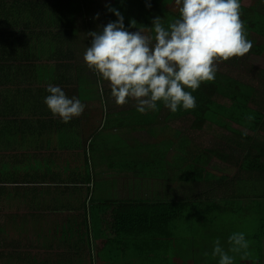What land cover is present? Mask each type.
Masks as SVG:
<instances>
[{"label": "crops", "instance_id": "1", "mask_svg": "<svg viewBox=\"0 0 264 264\" xmlns=\"http://www.w3.org/2000/svg\"><path fill=\"white\" fill-rule=\"evenodd\" d=\"M67 1L75 7L72 38L56 22L71 16ZM101 2L0 0V264H180L189 245L134 229L141 203L192 202L204 209L208 228L224 216L252 221L259 214L251 202L227 204L223 180L236 169L214 159L238 143L220 124L249 134L245 128L222 117L196 125L193 109L173 114L161 102L142 114L131 99L115 104L109 85L98 84L83 55L86 24L99 31L108 23ZM49 85L80 99L84 113L67 124L54 118L44 104ZM222 238L184 243L198 240L196 257Z\"/></svg>", "mask_w": 264, "mask_h": 264}, {"label": "clouds", "instance_id": "2", "mask_svg": "<svg viewBox=\"0 0 264 264\" xmlns=\"http://www.w3.org/2000/svg\"><path fill=\"white\" fill-rule=\"evenodd\" d=\"M174 2L178 18L166 28L161 18L155 17L150 27L154 36L145 35L143 28L129 31L124 16L112 7L108 11L116 19L88 33L91 41L83 61L97 76L98 84L109 85L115 104L124 105L131 99L142 114L156 110L157 102L173 114L179 109L192 110L196 107L192 92L215 79L216 62L243 57L251 50L253 42L244 30L240 0ZM258 3L264 6V0ZM46 92L45 106L62 123L84 113L85 104L68 97L61 87L49 85ZM227 244L226 251L219 239L214 241L211 255L218 257L217 264H235L229 252L241 253L250 246L243 232L232 233Z\"/></svg>", "mask_w": 264, "mask_h": 264}, {"label": "trees", "instance_id": "3", "mask_svg": "<svg viewBox=\"0 0 264 264\" xmlns=\"http://www.w3.org/2000/svg\"><path fill=\"white\" fill-rule=\"evenodd\" d=\"M101 3L106 6L107 10L109 7L119 10L124 16L125 26L133 32L137 31L140 26L149 31L152 20L157 16L161 18V23L167 28L179 16L174 0H103ZM36 5L41 7L49 4ZM51 5L55 9L58 5L61 7L63 4L52 3ZM64 5L65 9L71 12V16L66 20L60 19L56 22L66 23L68 35L72 38L74 36L71 31L74 22L72 14L75 7L74 3L69 1ZM77 7H80V4H77ZM240 11L244 30L247 33L248 30H252L256 34L255 38H252L253 46L249 53L243 57L230 58L227 61L232 64L229 65L226 64L227 61H221L217 65V73L213 81L203 82L194 92L191 89L186 90L192 92L196 98V107L193 109L196 113L192 114L196 125L201 126L209 119L213 121L215 118L222 117L230 123L245 128L249 133L241 134V132H235L220 124L221 127L232 132L238 139V143L240 139L243 143L241 146L240 143L227 146L225 157L222 159L215 157L214 159L236 169L233 177L223 180L225 188L231 191L226 195L227 204L230 201L239 203L247 201L259 208V214L254 219L253 234L249 239L251 249L254 250L251 264H264V113L262 112L264 101L259 97L262 94L261 90L256 87L259 79L264 80V6L255 0L248 8L241 6ZM107 13V22L116 19L110 11ZM133 21L135 26L129 27ZM92 23L90 21L86 24L87 35L92 32ZM153 33L151 31L149 35L153 36ZM144 34L146 35L145 31ZM247 38L250 39V37ZM88 41H91L90 35H88ZM239 60H242V64ZM253 76L257 78L255 79ZM218 95L227 99L228 103L215 101L214 98ZM214 108H227V110L223 113H210V109ZM229 108L230 111H228ZM251 108H259L260 111L247 110ZM236 109L241 112H237ZM232 150L236 152L240 150L241 153H237L235 157L228 155ZM140 206V212L132 216L131 224L136 230L145 228L147 233L153 232L154 235L160 234V229L165 234L171 223L181 218L189 210L192 211L196 208L192 202L147 201L141 203Z\"/></svg>", "mask_w": 264, "mask_h": 264}, {"label": "rangeland", "instance_id": "4", "mask_svg": "<svg viewBox=\"0 0 264 264\" xmlns=\"http://www.w3.org/2000/svg\"><path fill=\"white\" fill-rule=\"evenodd\" d=\"M252 0H244V6H247ZM138 28V27H137ZM145 31L146 35H149L151 31H146L143 26H140ZM154 36V33H153ZM242 64V60H239ZM221 61L216 62V67ZM226 62V61H225ZM226 64H232V62ZM240 64V65H241ZM255 79L257 77L253 76ZM264 80L259 79V82L256 83V87L261 90L262 94L259 96L262 101H264ZM222 99L221 102L228 103L227 99H224L223 96H219ZM136 105V104H134ZM195 211L196 216H191V213ZM203 217V219H201ZM207 219V216L202 207L196 206V208L192 211H188L181 218L173 222V234L170 236H166V234H158L157 237L160 238H177L178 244L180 248H185L187 245L190 246L189 253L183 254L185 258L180 256V264H217V258H213L211 255L213 244L210 243L209 247L211 251L209 253H205V251H199L196 253V257H191V251L193 250L192 244L198 245V240L192 241L189 244H185L184 240L187 239H195V238H218V235L223 236L221 240L222 246L227 251L229 245L227 244L228 237L234 232H243L245 234V238L249 241V248L246 251H242L241 253H231L229 255L234 256L235 264H251V260H253L254 250L251 249L250 238L252 237L254 230V219L252 221L244 220L240 221L239 219H230L224 216L220 221H214L213 226L208 228L207 225H204V220ZM220 226V227H219ZM226 226V227H225ZM221 230V234L219 233ZM148 238H153V232L147 233ZM179 239V240H178ZM196 249V248H195ZM204 250V249H203ZM207 254V255H206ZM205 256V258H203ZM250 258V259H249Z\"/></svg>", "mask_w": 264, "mask_h": 264}]
</instances>
